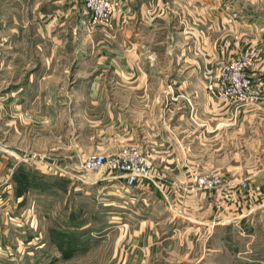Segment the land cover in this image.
I'll use <instances>...</instances> for the list:
<instances>
[{"label":"rangeland","instance_id":"obj_1","mask_svg":"<svg viewBox=\"0 0 264 264\" xmlns=\"http://www.w3.org/2000/svg\"><path fill=\"white\" fill-rule=\"evenodd\" d=\"M161 3V16L173 18L160 20L156 30L145 29L144 37L138 38L139 43L157 47L158 71L121 73L100 58L108 44H124L110 34L111 20L94 22L89 15L84 21L79 13L69 20H55L51 32L50 26L47 29L30 18L7 20L5 0H0V264H199L181 260L198 253L195 241L184 231L175 234L180 245L159 246L152 261L120 260L123 244L128 243L129 253L134 251L140 228L133 223L152 206L150 198H140L135 187L124 190L115 172L83 167L91 154L138 152L152 163V179L147 181L170 193L165 176L156 175L150 151L137 142L118 146L120 141H115L123 135L119 113L125 114L134 93L139 104L151 105L141 93L153 94L161 97L155 104L163 109L188 115L181 126H189L200 138L194 153L203 162L190 170L189 191L214 196L222 186L226 198L220 204L212 197L214 206L264 204L261 183L252 177L264 174V0ZM150 9L148 14L153 13ZM122 10L117 8L114 14ZM222 37H234L233 53L231 46L220 45V53L215 48L205 52L202 46ZM233 74L234 79L248 82L247 90L253 92L219 101L208 90L209 84L218 86ZM126 76L149 81H123ZM154 76L159 81L165 77L168 84H156ZM90 78L100 80L77 83ZM194 79H202L207 94L198 92L202 86L192 84L189 89L185 84L182 94L189 95L180 100L168 95L179 87L176 82ZM13 93L17 99L4 102ZM229 123L234 126L223 132ZM211 173L220 176V185L200 186V176ZM238 175L252 179L236 180ZM157 227V239L174 234L167 223ZM241 227L225 237L244 240L264 235L262 223L245 222ZM222 246L228 254L240 248L234 243L216 245Z\"/></svg>","mask_w":264,"mask_h":264},{"label":"crops","instance_id":"obj_2","mask_svg":"<svg viewBox=\"0 0 264 264\" xmlns=\"http://www.w3.org/2000/svg\"><path fill=\"white\" fill-rule=\"evenodd\" d=\"M119 2L118 9L123 8V10L117 12L116 15L114 14L111 19V25L108 28L111 31L110 34L116 39L119 37V42L124 44L117 46L108 44V46L103 47V56L100 58L105 63H108L109 67L119 68L121 73H126L129 70L143 71L144 68L158 71L157 68L159 66L157 65L159 61L154 60V53H156L157 47L139 43V39L144 37L143 31L145 29H149L152 32L158 28L160 20L167 21V17L173 18V16L170 17L167 13L168 16H161L163 14L162 12L160 13L162 9L159 6L162 5L161 0H119ZM5 4L7 20L15 21L20 18L23 20L30 18L41 22L43 24L41 25L42 27L48 29L50 26L51 32L53 31L52 23L55 20H69L80 13L85 21V19L89 20L88 17L90 15L85 8L84 0H5ZM149 8H151L152 14L146 12ZM49 22H51L50 25L47 24ZM207 43L205 41V45ZM217 45H220V47L227 46V49L231 46L232 49L230 51L233 53L234 37L231 40H225L223 37L220 41L215 39L208 47L202 46L206 49V51H203L212 53L215 48L220 53L221 48ZM217 57L219 59V56ZM207 64L211 65V61ZM147 78L126 76L122 80L144 83L149 79ZM152 79H156V84H168L165 81V77L160 78V81L156 76L152 77ZM99 80L100 78H92L90 81H77V83L97 84ZM201 81L202 79L200 81L194 79L193 82H176L179 87L177 90L175 88L172 91H168V95L177 100H180V97L189 95V92L182 94L183 85L185 84L189 86V89L192 84L202 86V88L198 89V92L207 94L205 83ZM189 89L187 87V90ZM141 94L145 95L142 100L150 101L151 105L139 104L138 100L140 97H138L137 93H134L131 97L133 102L127 106V109L124 108L125 114L123 115L121 111L119 113V131L123 135H119L115 141H120L118 146L124 142H137L150 151L156 163V175L165 176L170 187V193L166 195V187L158 188V184H152L147 180L138 182L135 186L139 190L137 195L144 200L150 198V205L152 206L148 208L146 213L140 214L136 222L133 223L134 226L140 228V237L139 239L136 238L132 244L134 251L129 253L126 248L128 243L123 244L119 252V259L124 261L134 260L142 263L152 261L159 250V246L180 245L181 241L178 240L180 237L175 234L184 231L189 233L192 240L195 241V249L198 250V253H189L190 256L181 258L182 261L194 260L198 261L199 264H264V235L257 238L250 236L244 238V240H241L240 237H236V240L225 237V234L233 229L242 228L241 225L245 222L249 223L250 226L258 223H262L264 226V204L249 208L232 206L231 204H229L230 207H227V205L214 206L213 203L215 201L221 204L226 198L224 187L222 186V188L219 187L215 190L214 196H210L201 190L189 191L192 182L190 170L195 165L202 166L203 164L198 159L200 154L194 153L195 149H197L195 145L200 138L195 133L192 134L189 126H181L186 115L185 113L183 114L184 111L176 110V112H171L163 109L162 105L155 104L161 97L148 93ZM16 97L15 93L10 94L4 98V102L9 104L12 100L17 99ZM22 97L23 95L20 94L19 98ZM132 116L135 118L132 119ZM232 126H234L233 123L226 124L223 132H226V129ZM215 131H218V129ZM222 142H224L223 139ZM242 176L251 177L250 175H238L236 180L243 178ZM252 177L255 180H259L262 186V195H264V174H258V176L255 174ZM118 180L122 182L121 179ZM236 185H239L238 181H236ZM229 203H232V201H229ZM148 205L147 202L146 206ZM161 222L167 223L170 226V230H172L171 234H174L170 235L164 232L163 237L157 239L158 233H160L157 225ZM124 225H128V223ZM135 233L138 234V231L136 230ZM211 243L215 247L207 248V246H212ZM225 243L228 245L234 243L235 247L239 246L240 248H237L234 254H228L223 249V246L222 248L216 247V245L221 246ZM244 244L245 247L242 246ZM250 245H252V248L258 246L257 248H262V250L258 249L257 252L249 248L251 247Z\"/></svg>","mask_w":264,"mask_h":264},{"label":"built area","instance_id":"obj_3","mask_svg":"<svg viewBox=\"0 0 264 264\" xmlns=\"http://www.w3.org/2000/svg\"><path fill=\"white\" fill-rule=\"evenodd\" d=\"M85 8L91 15L94 22H109L112 15L119 7V0H84ZM234 66V64H233ZM248 82H241L235 78L234 74L230 81L220 83L218 86L210 83L208 90L219 101H234L237 98H243L246 94L253 92L250 88L247 90ZM83 167L88 171L105 170L115 172V177L122 180V188L126 191L135 187L140 180L152 179V163L142 157L141 154L125 153L106 156L102 153L89 155L83 163ZM220 176L211 173L210 176H200L199 184L203 188H216L220 185Z\"/></svg>","mask_w":264,"mask_h":264}]
</instances>
